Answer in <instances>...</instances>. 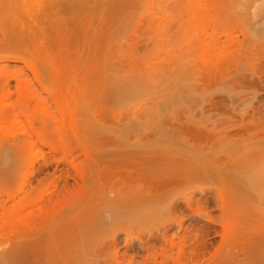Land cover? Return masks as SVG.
<instances>
[{
  "label": "rangeland",
  "instance_id": "1",
  "mask_svg": "<svg viewBox=\"0 0 264 264\" xmlns=\"http://www.w3.org/2000/svg\"><path fill=\"white\" fill-rule=\"evenodd\" d=\"M51 1L0 0V26L11 22L5 14L9 7L12 14L27 21L28 13ZM215 2L210 9L216 19L203 21L192 0H86L83 17L88 21L77 35V44L64 60L41 69L60 81V90L74 108L70 141L77 137L84 143L89 153L85 163L91 164L83 175L86 194L71 198L51 220L36 221L20 234L0 232V264H109L113 238L119 237L123 255L126 238L145 241L157 236L178 216L185 217V228L193 237V231L209 222L193 215L183 201L194 195L204 206L209 197V215L219 222L221 212L214 197L218 190L226 191L233 221L239 225L240 237L246 238V251L228 252L232 258L225 264H264V190L258 183L250 185L245 177L254 169L264 170V133L232 129L226 138L205 146L186 130L192 124L221 129L230 126L228 121L264 125V3ZM203 35L238 43L236 66L213 80L200 69L202 52L192 48ZM33 46L28 53L0 50V81L24 72L31 88L41 92L25 65L27 54L37 51ZM10 85V97L3 98L0 90V105L6 109L17 100L16 80L12 78ZM13 116L15 120L0 125V191L20 200L32 189L35 197L45 200L30 209L38 215L39 208L66 187L64 177L74 172L61 164L58 186L49 184L55 165L45 167L34 159L39 153L47 158H64L65 154H54L47 147L28 152V141H24L32 129L16 110ZM145 152L173 155L207 170L199 180L178 184L155 199L117 188L115 176L101 170L116 159L139 158ZM73 156L84 159L78 149ZM75 185L69 178L68 187ZM175 202L180 211L172 209ZM206 240L215 246L220 242L214 233ZM213 251L209 246V252ZM131 253L139 255L134 264L146 254L138 247ZM205 256L207 260L210 255L205 252ZM212 262L203 264H223Z\"/></svg>",
  "mask_w": 264,
  "mask_h": 264
},
{
  "label": "bare ground",
  "instance_id": "2",
  "mask_svg": "<svg viewBox=\"0 0 264 264\" xmlns=\"http://www.w3.org/2000/svg\"><path fill=\"white\" fill-rule=\"evenodd\" d=\"M192 1L195 6V2L197 3V17L199 19L203 21L216 19V12L214 13V10L210 9L211 6L215 8L216 0ZM262 1L264 3V0ZM86 9V0L77 3L52 0L28 13L29 19L27 17V21L12 14L10 7L5 12L7 16H10L11 22L9 25L0 26V50L15 49L29 52L32 44L35 43L34 46L36 47L33 46V49L35 48L34 50L37 51L27 54L28 60H25V65L32 72L33 81L41 88V92L31 88L32 82L27 79L24 72H19L13 77L2 78L0 90L3 98H8L12 94L9 89L12 78L16 80L18 87L15 105L10 104L11 106H7L8 109L0 105V125L15 120L13 113L16 110L18 117H24L32 129V132L26 133L28 140L25 138L26 141H24H28V152L32 150L39 152L42 147H47L54 154L59 152L65 154L64 158H57L55 155L52 158H47L39 153L34 159V161L41 160L42 166L45 167L55 165L52 179L48 178L49 184L54 187L58 186L60 176H57V171L61 164L69 166L74 175L69 173L64 177L66 187L63 188L65 190L58 191L56 197L49 200L46 206H41L38 215L30 209L38 204L43 205L45 200L44 197H35L32 189L20 200H17L7 191H0V232L10 231L20 234L24 229H31V225L35 224L36 221L44 223L51 220L58 209L62 208L71 198L82 197L86 194L84 192L86 183L83 175L86 167L89 168L91 164L85 163L89 159V153L86 151L84 143L77 137H75L74 142L70 141V132L75 128L74 108L70 107L65 94L60 90V81L41 72V69L53 67L57 59L64 60L65 57H68L71 46L74 47L77 44L79 39L77 35L81 33V27L88 21L87 16L83 17ZM211 11L214 13L213 16ZM1 13H3V9L0 5ZM28 20L30 21L28 22ZM209 37L200 36L197 44H192V46H197L192 48L197 47V51L202 52L200 54V69L207 79L213 80L223 70H230L236 66L234 54L237 40L223 41L219 35L210 37L208 40ZM247 60L253 75H257L252 59L248 57ZM43 93L46 95L44 96ZM226 124L230 126L221 129L218 127L209 129L207 126L192 124L186 126V130L195 138L203 140L205 146L226 138L230 131H233L232 129L238 131L245 127L248 132L264 133V125L257 123L237 125L228 121ZM23 149L25 150L26 147L24 146ZM77 149L82 152L83 160L80 156H73V152ZM101 170L106 175L115 176L117 188L120 187L127 190V193H134L142 198L155 199L178 184H187L199 180L207 168L166 153L145 152L139 158L116 159ZM245 177L250 185L258 183L264 190V170L254 169ZM69 178H73L77 184L74 189L68 187ZM201 195L207 196L203 191ZM214 197L221 212L219 222L209 215L210 210L206 207V204L210 202L209 197H206L205 205L202 206L201 201L191 195L183 201L186 208L191 210L193 215H199V217L207 220L209 224L193 231L192 237L189 234L190 230L185 228V217L178 216L165 225L163 232L158 233L157 236H149L145 241L141 238L137 240L131 237L126 238V250L123 255L120 254L119 250V237H115L109 242L114 249L109 264H134L139 255L131 252L137 247L146 253L140 256L141 261H137L138 264H199L200 262L203 264L211 261L214 263L217 260L225 264L231 261L232 257L227 253L236 250L245 252L246 238L240 237L239 225L233 221V212L230 209L226 191L218 190ZM172 209L180 211L179 202H175ZM217 225L220 226V230L216 229ZM174 228L177 229L176 232L171 233ZM212 233L220 238L217 246L206 240ZM151 240H154L155 243L151 244ZM136 241H139V244ZM209 246L214 249L212 253L209 252ZM205 252L210 255L207 260L205 259Z\"/></svg>",
  "mask_w": 264,
  "mask_h": 264
}]
</instances>
